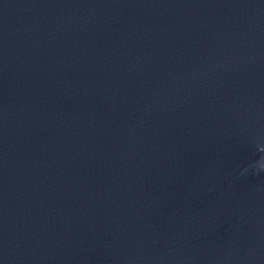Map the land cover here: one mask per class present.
Listing matches in <instances>:
<instances>
[{"label": "water", "instance_id": "water-1", "mask_svg": "<svg viewBox=\"0 0 264 264\" xmlns=\"http://www.w3.org/2000/svg\"><path fill=\"white\" fill-rule=\"evenodd\" d=\"M0 264H264V0H0Z\"/></svg>", "mask_w": 264, "mask_h": 264}]
</instances>
